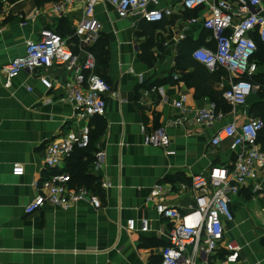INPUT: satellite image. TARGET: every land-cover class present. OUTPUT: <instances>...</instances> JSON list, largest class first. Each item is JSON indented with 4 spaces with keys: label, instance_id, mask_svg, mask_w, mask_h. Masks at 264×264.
<instances>
[{
    "label": "crops",
    "instance_id": "obj_1",
    "mask_svg": "<svg viewBox=\"0 0 264 264\" xmlns=\"http://www.w3.org/2000/svg\"><path fill=\"white\" fill-rule=\"evenodd\" d=\"M58 1L0 0V73L25 53L26 42L38 39L42 29L71 36L84 6L54 12ZM170 3L176 13L158 24L135 15L120 18L109 0L96 6L102 25L95 43L100 49L96 71L112 91L106 96L105 115L92 120V145L71 155L62 171L72 175L74 186L99 196L100 208L82 201L68 209L47 204L32 214L24 210L36 193L33 182L52 171L45 164L47 145L78 129L73 104L63 99L60 88L73 71L59 64L45 70L55 84L51 91L29 70L14 78L9 88L0 84V264H156L174 221L159 216L155 204L188 210L195 204L192 176L207 174L212 166L231 159L228 142L215 147L211 140L223 126H240L253 113L262 99L255 94L260 85L241 107L207 93L196 95L190 84L194 67L178 62L180 44H193V51L214 43L200 24L190 26L186 38L179 40L185 20L198 12L183 11L180 0H165L163 6ZM256 58L257 77L264 78V48ZM210 72L220 76V81H211L212 88L225 91L231 75ZM183 95L180 109L175 102ZM212 104L224 118L210 126L197 123L195 113ZM160 127L166 129L169 144H146L145 135ZM15 164L24 166L22 175L14 174ZM155 188L159 195L148 200ZM231 208L234 219L224 222L214 264H222L227 242L241 247L238 262L231 264H264V175L248 181ZM131 219L134 230L128 228ZM142 220L149 222L146 231L141 230Z\"/></svg>",
    "mask_w": 264,
    "mask_h": 264
},
{
    "label": "built area",
    "instance_id": "obj_2",
    "mask_svg": "<svg viewBox=\"0 0 264 264\" xmlns=\"http://www.w3.org/2000/svg\"><path fill=\"white\" fill-rule=\"evenodd\" d=\"M100 0H60L54 12H63L70 6L83 4V16L74 27L71 36L63 37L56 31L44 28L36 40L26 42L25 53L9 61L2 69L5 88L24 70L36 72L48 91L55 88L45 70L63 65L73 71V76L63 81V99L72 102L76 131H67L47 145L46 167L51 173L34 181L35 196L25 205V212L32 214L47 204L68 209L85 201L95 208L102 206L99 196L88 188L74 186L72 175L63 172L66 160L77 150L90 146L92 120L104 116L107 110L106 96L111 93L110 83L96 72V56L91 50L100 37L102 25L96 17ZM120 18L138 16L151 24L162 23L171 18L176 10L173 4L163 6L165 0H109ZM183 11L196 10L195 16L186 19V25L177 38H186L190 26L200 24L209 33V42L192 51V57L210 71L225 70L232 80L224 91V99L233 107L245 106L254 90L251 78L257 75L259 66L254 56L258 45L253 35L257 33L264 43V0H180ZM71 40V43L69 42ZM78 48V52L74 51ZM0 73V78H1ZM186 97L175 102L183 108ZM224 118L222 110L212 104L194 115L197 123L213 125ZM264 128L261 117L249 114L237 126L229 123L220 128L211 140L217 147L228 142L231 159L222 165H214L207 174L191 178V191L195 204L181 211L163 202L155 204L163 218L172 219L174 226L169 233V242L163 248L161 261L156 264H214L224 238V222L232 221L231 203L248 181L264 175V150L258 137ZM145 143L155 147L169 144L164 127L145 135ZM104 152L99 153L101 157ZM14 174L22 175L24 166L15 164ZM107 186V184H103ZM159 195L155 188L148 200ZM264 224V219H263ZM148 220H142L141 230L148 229ZM128 228H136L135 220L128 221ZM227 251L222 264L237 263L241 247L234 242L225 244Z\"/></svg>",
    "mask_w": 264,
    "mask_h": 264
},
{
    "label": "trees",
    "instance_id": "obj_3",
    "mask_svg": "<svg viewBox=\"0 0 264 264\" xmlns=\"http://www.w3.org/2000/svg\"><path fill=\"white\" fill-rule=\"evenodd\" d=\"M56 1H58V0H56ZM38 2L41 3L42 0H38ZM253 37L257 42V45H258L257 52H258L264 48L262 45L263 42L259 39L257 33L254 34ZM98 47L99 46L96 47V45H94L91 48V50L93 51L94 54L99 53L100 49ZM192 47H193V44L192 45L188 44V43L180 44V48H181L180 49V60L178 62L182 63V65H184L185 67L190 66V65L194 67V72H193V80L194 81L193 82L190 81V84L195 87L196 95L202 96L203 93H207L215 100H220V99L224 100V98H223L224 90L223 91H217V90L213 89L211 84H210L212 80L220 81L219 74L215 73V72L208 71L207 68L204 67V65H202L201 63H199L198 61L193 59ZM257 52L254 56L255 61H257V58H256ZM223 71L226 72L225 70H223ZM251 81H252V83L254 82L255 85L258 83L260 85V88H262V90H263L264 78L262 75L260 77H257V75L253 76L251 78ZM262 93H263V91H262ZM261 98H262L261 101L259 103H257L256 105H254L252 115L261 117L264 120V96H261ZM99 117H101V116H99ZM99 117H96L94 119L96 120ZM258 141H259L262 149L264 150V128L259 133ZM92 142H93V140H92V131H91L90 146L92 145ZM90 146L86 149H83V150H77L76 152H82L84 150H87L90 148Z\"/></svg>",
    "mask_w": 264,
    "mask_h": 264
},
{
    "label": "rangeland",
    "instance_id": "obj_4",
    "mask_svg": "<svg viewBox=\"0 0 264 264\" xmlns=\"http://www.w3.org/2000/svg\"><path fill=\"white\" fill-rule=\"evenodd\" d=\"M149 46H150V45H149ZM149 46H148V47H149ZM151 58H154V55H152ZM253 84H254V82H253ZM255 86H256V85L254 84V87H255ZM256 88H257V89H256L255 94L258 95V96L260 95V97H261V96H264V87H263V90H262V88H259L258 86H257ZM262 91H263V93H262Z\"/></svg>",
    "mask_w": 264,
    "mask_h": 264
}]
</instances>
